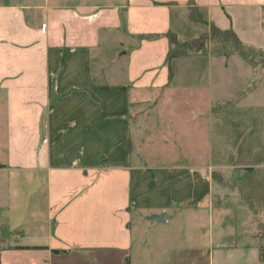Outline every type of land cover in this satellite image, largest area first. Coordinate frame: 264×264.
I'll return each mask as SVG.
<instances>
[{"label": "crops", "instance_id": "obj_1", "mask_svg": "<svg viewBox=\"0 0 264 264\" xmlns=\"http://www.w3.org/2000/svg\"><path fill=\"white\" fill-rule=\"evenodd\" d=\"M195 3L244 43L241 31L264 28V0ZM190 13L188 0H0V170L10 174L11 215L1 264H132L134 212L150 227L175 223L182 212L204 217L211 264L234 255L240 264H264L255 225L264 210V101L249 99L258 84L245 94L256 68L238 55L168 64V32L185 42L209 31ZM109 33L127 49L112 58L115 69L94 56ZM170 89L204 93L207 113L183 126L182 145L172 150L183 162H148L132 126L150 101L145 93ZM233 168L245 170L238 188L246 219L222 212L228 196L209 175ZM161 214L164 221H150Z\"/></svg>", "mask_w": 264, "mask_h": 264}, {"label": "rangeland", "instance_id": "obj_2", "mask_svg": "<svg viewBox=\"0 0 264 264\" xmlns=\"http://www.w3.org/2000/svg\"><path fill=\"white\" fill-rule=\"evenodd\" d=\"M16 1V0H11ZM28 1V0H24ZM41 1V0H33ZM58 0H51L55 3ZM69 2L76 0H68ZM82 3H104L108 5L121 3L123 0H77ZM227 1V0H219ZM127 2V0H125ZM104 5V4H101ZM246 39L245 44L255 49L254 67L256 75L253 77V86H250L247 92H250L257 84L259 89L249 95L253 101H264V28L257 27L253 30L241 31ZM110 35V36H109ZM109 35L103 39V43L98 51H94V56L102 57L109 68L118 66L112 58L120 56L126 52L120 44L114 40V35ZM176 89H170L165 92H150L145 95L150 98L149 102L143 103L139 109L140 117L136 118L132 126L134 137H142L140 148L135 144V149L140 150L147 161L160 162H183L184 158L175 155L172 150L174 146L180 148L183 126L191 117L200 120L204 113H207L208 97L204 93L192 94L190 92H177ZM204 118V117H203ZM203 120V119H202ZM201 125H205L202 121ZM142 127V132L139 130ZM5 130L0 127V151L3 148ZM152 159V160H151ZM0 152V162H2ZM1 165V164H0ZM245 170L239 168L210 171L209 175L214 180L217 192L225 194L227 197L225 204L221 207L224 214H236L242 218H247L249 208L245 202L247 197L238 188L239 180L245 174ZM8 171L0 170V225L2 234L0 239V248H7L8 236L7 230L8 203L10 198L7 193V182L9 180ZM15 176V175H14ZM14 179V177H13ZM224 186V188L222 187ZM215 202H221L222 196L216 195ZM245 199V200H243ZM220 207V206H217ZM133 231L135 245L131 253L132 264H211L208 253L204 250L205 243L208 242L207 227L208 220L204 217L196 220L194 216L180 213V217L175 223L168 226H151L142 219L144 215L140 212H134ZM261 225H256L257 232L264 236V210H259L257 214ZM5 224V225H4ZM15 234V233H14ZM13 234V235H14ZM167 234L170 242L166 245L160 237ZM172 238V240H171ZM217 258V256H215ZM216 261H218L216 259ZM227 261V260H225ZM239 257L232 256L229 261L231 264H240ZM225 262V264H230Z\"/></svg>", "mask_w": 264, "mask_h": 264}, {"label": "trees", "instance_id": "obj_3", "mask_svg": "<svg viewBox=\"0 0 264 264\" xmlns=\"http://www.w3.org/2000/svg\"><path fill=\"white\" fill-rule=\"evenodd\" d=\"M189 9L191 10L190 18L197 23L207 24L209 31L202 34L199 38L190 41L180 42L177 35L173 32H168L166 37L168 39L169 48L166 55V62L170 64L172 59L191 56V55H208L213 54L229 58L232 55H238L244 61L254 66L255 49L248 47L238 36L236 31L229 27L221 29L214 22L204 19L201 11L195 3V0H188ZM173 71L169 66V78L172 79ZM253 86V85H252ZM241 94L233 100L226 102L222 106L214 108V110H223L235 105L241 99ZM2 166L0 165V168ZM7 248H0V264L1 253ZM55 253H60L58 250ZM261 259L264 262V246L261 248Z\"/></svg>", "mask_w": 264, "mask_h": 264}, {"label": "water", "instance_id": "obj_4", "mask_svg": "<svg viewBox=\"0 0 264 264\" xmlns=\"http://www.w3.org/2000/svg\"><path fill=\"white\" fill-rule=\"evenodd\" d=\"M149 219L150 221L161 222V221H164V215L163 214L155 215V216L150 217Z\"/></svg>", "mask_w": 264, "mask_h": 264}]
</instances>
